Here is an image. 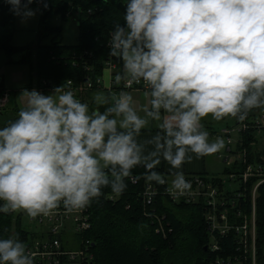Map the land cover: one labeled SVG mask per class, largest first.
Here are the masks:
<instances>
[{"label": "clouds", "instance_id": "clouds-1", "mask_svg": "<svg viewBox=\"0 0 264 264\" xmlns=\"http://www.w3.org/2000/svg\"><path fill=\"white\" fill-rule=\"evenodd\" d=\"M6 2L22 22L36 15L34 0ZM124 3V22L108 41V55L122 63L114 81L142 83L148 103L138 111L128 91L96 93L90 108L63 85L49 94L24 89L25 106L0 126V212L34 219L61 205L78 211L105 188L122 194L137 167L148 182L183 195L191 184L182 166L224 148L223 139L210 141L202 121L243 122L264 107V0ZM152 124L155 134L143 137ZM162 161L170 181L155 170ZM0 264L34 258L9 236L0 238Z\"/></svg>", "mask_w": 264, "mask_h": 264}, {"label": "trees", "instance_id": "trees-1", "mask_svg": "<svg viewBox=\"0 0 264 264\" xmlns=\"http://www.w3.org/2000/svg\"><path fill=\"white\" fill-rule=\"evenodd\" d=\"M25 0H22L24 3ZM48 7L36 0L41 8L39 36L34 46H15L12 44L14 14L6 0H0V50L8 62L28 65L34 71L36 86L46 92L54 87L71 82L73 88L85 83H93L91 89L77 97L95 108L92 97L96 93L118 94L127 91L122 83L116 84L114 77L122 71V63L108 55V41L116 23L123 24L126 4L124 0H44ZM58 15L62 20L69 17L76 19L78 28L77 42L65 45L62 41V30L51 24V17ZM14 57H17L15 60ZM116 65L111 74V88L104 89L103 71L106 63ZM100 80L97 83V80ZM0 90L4 89L2 86ZM84 95V96H83ZM100 111L104 108L100 107ZM17 108L0 110V126L17 117ZM264 107L253 109L243 122L248 129L238 133V141L231 154L241 155V162L235 161L225 168L224 175H235L239 185L234 191H226L224 206H235L244 215L252 212V190L259 183V177H250L246 183L242 175L248 166L264 171V146L256 149L258 133L251 120L257 118ZM264 134V131H262ZM165 177H170L162 169H155ZM145 169L137 167L132 178L136 184L126 179V189L116 196L110 188L103 189V195L93 199L89 205L90 228L76 236V243L89 241L93 254L91 264H208L211 255L207 250L210 242L206 214L208 209L203 204L173 203L162 193L154 198L151 204L143 201L142 195L148 181L144 178ZM205 176L206 174H193ZM218 182L220 191L224 182L220 177H211ZM256 264H264V182L256 189ZM21 212H0V238L13 236L27 244L38 237L28 232L21 223ZM158 221L163 233L156 231ZM222 244L232 246L231 238L224 239ZM206 249V250H205Z\"/></svg>", "mask_w": 264, "mask_h": 264}, {"label": "built area", "instance_id": "built-area-1", "mask_svg": "<svg viewBox=\"0 0 264 264\" xmlns=\"http://www.w3.org/2000/svg\"><path fill=\"white\" fill-rule=\"evenodd\" d=\"M106 67L115 69V64L107 62ZM110 74V79H111ZM100 80H97L99 83ZM112 82V81H111ZM93 83L87 80L77 88H73L72 83H67V89L72 90L77 96L91 89ZM122 86L127 91L147 92L142 83L123 82ZM40 90V89H38ZM43 92V90H40ZM44 93V92H43ZM6 98V102L0 105V110L7 108L9 96L5 90H0V101ZM78 98V97H77ZM79 99V98H78ZM253 127L258 134L264 131V112L257 118L251 120ZM248 129L246 123H241L236 129H224L221 131V139H224L227 145V154H231L230 146L234 144L231 133L234 131ZM190 182V189L183 195H172L167 191L168 185H159L156 182H148L145 186L142 198L146 204H151L158 193H162L173 203L203 204L208 209L206 214V223L208 225V234L210 242L206 247L211 255L208 264H256V217H255V197L256 189L260 183L264 182V171L262 169H253L248 166L242 175V181L250 177H259L260 181L252 190V212L250 216L244 215L240 210L235 211V206H224L225 189L218 186V182L210 177L185 174ZM169 181L171 177H166ZM236 179L235 175H229V180ZM133 184H136L134 178H130ZM223 182V181H222ZM26 214V213H25ZM31 223L40 226L39 231L33 233L38 237L27 244V250L32 253L34 264H91L93 254L89 247L92 244L87 240H81L76 243L77 235H80L90 228L89 205L84 209L67 212L63 206L54 211L49 216H38L31 218L27 214ZM156 229L157 233H163L162 225ZM231 238L232 246L229 247L221 242L224 239Z\"/></svg>", "mask_w": 264, "mask_h": 264}, {"label": "rangeland", "instance_id": "rangeland-1", "mask_svg": "<svg viewBox=\"0 0 264 264\" xmlns=\"http://www.w3.org/2000/svg\"><path fill=\"white\" fill-rule=\"evenodd\" d=\"M33 10L36 11V15L22 22L21 18L17 15H14L13 29L12 34V44L15 46H34L37 42L39 36V26H40V14L41 8L38 4L30 5ZM51 24L56 27H60L62 30V41L65 45H74L77 42L78 37V28L76 24V19L69 17L66 20H62L58 15H53L50 19ZM16 60L17 57H14ZM116 66V65H115ZM111 70L105 66L103 71V82L102 85L107 88L109 86ZM0 79L2 88L8 92L9 100L7 104V109L17 108L25 106V101L20 97L24 89L32 90L36 89L39 92L36 86V78L34 76V71L30 69L28 65L19 64L16 62H8L7 58L3 51L0 50ZM52 90H47L44 94L51 93ZM130 92V91H128ZM43 93V92H42ZM133 96V92H130ZM84 96V95H83ZM147 104V102H145ZM212 129L216 135L210 137L211 140L220 138V129L225 127H234L235 121L233 118H225L222 121L213 122ZM209 132V130H207ZM258 143L256 149H261L264 146V134L258 135ZM231 138L237 140L238 133L235 131L231 133ZM224 141V148L219 152L207 156L208 170L213 175H218L224 182V189L226 191H234L238 188V183L236 181H230L228 175H224V170L227 167L232 166L235 161L241 162V155H227L226 153V142ZM234 149V144L230 146ZM227 158V159H226ZM21 223L24 229L30 233H35L39 231L40 226L31 223L29 218L24 212L21 211Z\"/></svg>", "mask_w": 264, "mask_h": 264}, {"label": "crops", "instance_id": "crops-1", "mask_svg": "<svg viewBox=\"0 0 264 264\" xmlns=\"http://www.w3.org/2000/svg\"><path fill=\"white\" fill-rule=\"evenodd\" d=\"M111 74V73H110ZM110 76V75H109ZM103 86V85H102ZM0 87H1V79H0ZM104 89H107L109 90L111 88V79H109V86H107V88H105L103 86ZM130 92H133L134 96V100H133V106L139 111L140 108L143 106V105H146L145 102L148 103V100H149V96L147 95V92H137V91H130ZM143 113L141 112V115ZM213 122H216L214 121L210 116L205 118L202 123L204 125V128L205 130H209V138L211 136H214L216 135V133L213 131L212 129V125ZM150 131L149 130H144L142 132V136L143 137H148L150 135H154L155 132H156V127H155V124H152L150 125ZM224 129H229L228 127H225V128H221L220 129V138H221V131L224 130ZM236 141H238V138L237 140H234V144H236ZM226 153H227V147H226ZM228 155V154H227ZM227 159V158H226ZM158 169H162L166 174L169 175V172H170V166L162 161L160 165L157 166ZM182 171L185 173V174H201V173H204L206 174L205 176L206 177H217L218 175H213L212 173H210V171L208 170V164H207V156H204V157H201V158H196L195 156H193V159L190 163H185L183 166H182Z\"/></svg>", "mask_w": 264, "mask_h": 264}, {"label": "water", "instance_id": "water-1", "mask_svg": "<svg viewBox=\"0 0 264 264\" xmlns=\"http://www.w3.org/2000/svg\"><path fill=\"white\" fill-rule=\"evenodd\" d=\"M206 250V249H205Z\"/></svg>", "mask_w": 264, "mask_h": 264}]
</instances>
